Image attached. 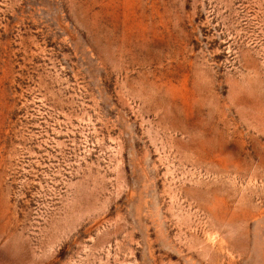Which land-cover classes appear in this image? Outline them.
Returning <instances> with one entry per match:
<instances>
[{"label":"rangeland","instance_id":"rangeland-1","mask_svg":"<svg viewBox=\"0 0 264 264\" xmlns=\"http://www.w3.org/2000/svg\"><path fill=\"white\" fill-rule=\"evenodd\" d=\"M0 264H264V0H0Z\"/></svg>","mask_w":264,"mask_h":264}]
</instances>
